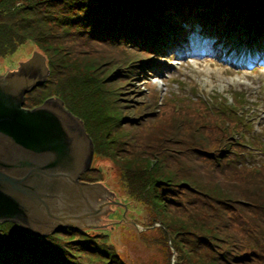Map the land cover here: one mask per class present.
Here are the masks:
<instances>
[{
  "label": "rangeland",
  "instance_id": "374dc122",
  "mask_svg": "<svg viewBox=\"0 0 264 264\" xmlns=\"http://www.w3.org/2000/svg\"><path fill=\"white\" fill-rule=\"evenodd\" d=\"M115 1L0 0V56H3L0 68L20 67L25 59H31L36 49L50 53L52 73L58 75L31 92L27 104L40 106L53 97L70 99V107L80 112L100 144V160L87 176L110 178L122 202L110 223L97 225L93 230H69L36 237L35 261L38 264H221L207 242L216 236L211 221L199 212L166 201L177 189L213 190L216 185L199 178L202 172L185 160L179 162L180 166L174 158L172 166L166 168L152 154L168 142L160 136L168 133L178 120L171 115L172 110L183 105L191 110L203 109V101H209V97L231 102L233 97H242L255 112L247 115L250 120L244 126L243 118H233L227 133L237 140L256 135L259 142H253L254 149L262 155L255 157V161L260 162L264 158V83L252 78L262 73L264 67H230L205 49L202 52L207 56L197 50L200 57L178 58L174 54L161 57L157 64L163 69L149 73L156 62L152 58L147 73L134 75L129 83L114 79L109 73L117 65L108 60L111 56L99 46L76 41L72 30L67 34L64 20L78 11L87 14L112 9ZM5 39H9V44L3 50L1 43ZM11 45L16 51L4 57ZM147 56L143 54L137 59ZM226 59L232 58L228 55L222 58ZM242 64L247 65L248 61ZM241 82L246 85L238 84ZM108 90L117 92L116 104L106 94ZM154 113L160 118L151 121L150 115ZM197 120L205 123L209 119ZM210 120L216 122L218 117L212 116ZM255 126H260L256 132ZM167 145L164 150L168 155H178L183 150L180 144ZM181 171L191 176H184ZM9 225L7 221L0 223L5 226L0 227V232L3 239L12 242L16 232ZM17 232L23 235L22 230ZM19 242L23 245L22 240ZM22 249L12 248L4 257L18 260ZM60 257L66 263H59ZM255 263L264 264V259Z\"/></svg>",
  "mask_w": 264,
  "mask_h": 264
},
{
  "label": "trees",
  "instance_id": "16d2710c",
  "mask_svg": "<svg viewBox=\"0 0 264 264\" xmlns=\"http://www.w3.org/2000/svg\"><path fill=\"white\" fill-rule=\"evenodd\" d=\"M191 22L200 26H217L233 33L234 38L248 39L253 31L255 37L264 42V0H116L112 9L87 14L78 11L64 20V27L67 34L72 30L76 41L101 47L106 55L111 56L108 60L117 65L109 75L129 83L135 74L132 62L140 56L142 49L156 50L167 42L160 25L170 31H179L182 25L189 26ZM7 42L9 39L1 43L3 50L9 44ZM16 49L11 45L4 57L12 55ZM45 82L29 93L44 87ZM106 94L114 104L118 102L117 92L108 90ZM171 115L178 120L168 133L160 136L168 142L152 155L166 168L172 166L174 158L178 159L180 166L179 162L185 160L202 172L199 178L216 186L213 190L177 189L166 201L175 207L199 212L205 220L211 221L216 236L212 237L214 241L209 239L207 242L215 251L218 263L256 264L264 259V167L253 170L241 165L232 158L236 153L224 151L228 144L225 145L221 138L204 128H196V124H187L195 119L191 113L185 112L184 115L182 111L176 114L172 110ZM159 118V114L150 115L151 121ZM167 144H180L183 150L178 155H168L164 150ZM181 174L191 176L185 171ZM9 226H14L15 240L3 239L0 232V264L37 263L33 243L38 238L20 227L15 228L14 223L10 222ZM17 229L22 230L23 235ZM18 246L23 248L19 261L4 257ZM59 263H66V260L60 257Z\"/></svg>",
  "mask_w": 264,
  "mask_h": 264
},
{
  "label": "water",
  "instance_id": "95a60500",
  "mask_svg": "<svg viewBox=\"0 0 264 264\" xmlns=\"http://www.w3.org/2000/svg\"><path fill=\"white\" fill-rule=\"evenodd\" d=\"M57 75L40 49L20 67L0 68V223L34 237L93 230L122 204L110 178L87 176L100 144L70 99L27 104L31 90Z\"/></svg>",
  "mask_w": 264,
  "mask_h": 264
},
{
  "label": "flooded vegetation",
  "instance_id": "af4514ba",
  "mask_svg": "<svg viewBox=\"0 0 264 264\" xmlns=\"http://www.w3.org/2000/svg\"><path fill=\"white\" fill-rule=\"evenodd\" d=\"M39 58V59H38ZM36 60H37V62H39V65H41V59H40V57H37V58H35ZM25 67H31L30 66V64H28V65H26ZM23 70H24V66H23ZM54 104H57L55 101L53 102ZM51 105V104H50Z\"/></svg>",
  "mask_w": 264,
  "mask_h": 264
}]
</instances>
